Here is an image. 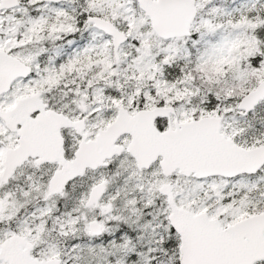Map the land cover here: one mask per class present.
Masks as SVG:
<instances>
[{"label":"snow or ice","instance_id":"1","mask_svg":"<svg viewBox=\"0 0 264 264\" xmlns=\"http://www.w3.org/2000/svg\"><path fill=\"white\" fill-rule=\"evenodd\" d=\"M0 264H264V0H0Z\"/></svg>","mask_w":264,"mask_h":264}]
</instances>
